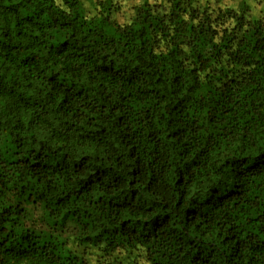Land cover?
Masks as SVG:
<instances>
[{"label": "trees", "instance_id": "trees-1", "mask_svg": "<svg viewBox=\"0 0 264 264\" xmlns=\"http://www.w3.org/2000/svg\"><path fill=\"white\" fill-rule=\"evenodd\" d=\"M58 1L0 0V264H264V19Z\"/></svg>", "mask_w": 264, "mask_h": 264}, {"label": "rangeland", "instance_id": "rangeland-1", "mask_svg": "<svg viewBox=\"0 0 264 264\" xmlns=\"http://www.w3.org/2000/svg\"><path fill=\"white\" fill-rule=\"evenodd\" d=\"M88 17L98 14L97 4L100 0H80ZM159 2L161 0H148ZM59 1L57 0V3ZM141 0H111L109 8L112 11V18L120 24L127 22L133 15V7ZM196 5L202 7L207 5L210 10L230 8L237 12L247 10V16L252 19H264L263 0H197ZM68 245L75 251L82 254L91 264H148L144 251L140 248L131 251L117 250L107 256L100 247L82 248L76 246L72 240Z\"/></svg>", "mask_w": 264, "mask_h": 264}]
</instances>
